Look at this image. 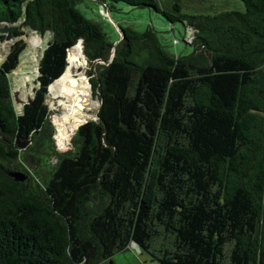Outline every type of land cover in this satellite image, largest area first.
Segmentation results:
<instances>
[{
  "label": "trees",
  "instance_id": "1",
  "mask_svg": "<svg viewBox=\"0 0 264 264\" xmlns=\"http://www.w3.org/2000/svg\"><path fill=\"white\" fill-rule=\"evenodd\" d=\"M88 2L190 28L189 51L149 26L110 38ZM5 26L0 264H142L132 243L159 264H264V0H0ZM26 31L49 38L16 110ZM74 59L100 105L58 152L47 89Z\"/></svg>",
  "mask_w": 264,
  "mask_h": 264
},
{
  "label": "rangeland",
  "instance_id": "2",
  "mask_svg": "<svg viewBox=\"0 0 264 264\" xmlns=\"http://www.w3.org/2000/svg\"><path fill=\"white\" fill-rule=\"evenodd\" d=\"M194 1L196 2L197 0ZM83 4L84 12L88 16H90V18L100 21L110 38L114 39L117 36H120L117 27L118 24L129 25L137 30H142L149 26L156 31L160 41L162 42L164 48L168 53L172 55H179L186 54L189 51V46L186 43H190L193 39V33L191 29L183 28L180 25L168 24L159 14L153 13L148 9H136L120 6V12L114 13L110 12L103 5H90L89 2L88 4ZM48 38V33L39 34L35 31H26L25 36H23V39L26 42V47L20 56L18 66L9 76L11 83V97L16 110H20L22 104L28 102L33 95L35 88L34 81H36L37 75L38 60ZM10 43L11 40H5L3 42L0 41V61L5 58V54L9 48ZM79 66L80 70H82L83 68L85 70L82 82L89 90V107L91 110V117L86 120L95 119L97 118V111L100 102L98 96H96L91 89L92 87L88 86L85 83V79L89 78V76L87 75V71L90 69V67L88 63L84 66H82L81 64ZM91 96H93L92 98L95 101L93 109H91L92 107L90 106ZM46 101L49 109L47 123L50 125L49 121H51L53 133L51 128L50 133L52 138L54 139V144L55 142L59 144H65L61 148L62 151L57 148L56 144L55 148L58 152H64L70 148V139L74 136L76 130L70 133L65 127H63L62 118L60 117L58 112L55 111L58 110V108H54V103L56 101L53 97V93L49 88L47 89ZM128 251L129 253L126 254L127 256H129L128 254L132 253L139 262H142V264H159L157 261L152 260L147 254L141 252L138 246L134 243L129 245ZM119 255L120 254L116 255L114 259L120 258ZM120 260L121 262L119 261V264H128L124 259L120 258ZM99 264L108 263L102 262Z\"/></svg>",
  "mask_w": 264,
  "mask_h": 264
},
{
  "label": "bare ground",
  "instance_id": "3",
  "mask_svg": "<svg viewBox=\"0 0 264 264\" xmlns=\"http://www.w3.org/2000/svg\"><path fill=\"white\" fill-rule=\"evenodd\" d=\"M80 64L84 66L87 63L80 59L70 61L63 73L48 87L56 101L54 108L57 107L58 110L55 111L62 118L63 127L70 133L77 130L81 123L91 117L89 90L82 82L85 70L84 68L80 70Z\"/></svg>",
  "mask_w": 264,
  "mask_h": 264
},
{
  "label": "water",
  "instance_id": "4",
  "mask_svg": "<svg viewBox=\"0 0 264 264\" xmlns=\"http://www.w3.org/2000/svg\"><path fill=\"white\" fill-rule=\"evenodd\" d=\"M117 27H118L119 35H120V37H122V35H123V29L119 25H117ZM6 31H7V27L6 26L0 29V33H5ZM78 42L81 44L82 40L80 39V40H78ZM34 83H36V81H34ZM90 86H91V83H90ZM86 121L87 120H85L84 122H86ZM81 124H83V123H81ZM24 145L25 144H20V146H24ZM10 175L13 176L15 178V180H20L21 181V180H24L25 179L24 174H21L19 172H13ZM109 264H112V261H109Z\"/></svg>",
  "mask_w": 264,
  "mask_h": 264
}]
</instances>
